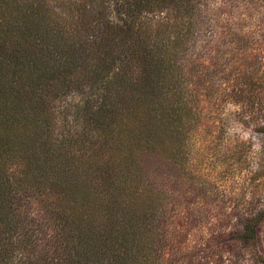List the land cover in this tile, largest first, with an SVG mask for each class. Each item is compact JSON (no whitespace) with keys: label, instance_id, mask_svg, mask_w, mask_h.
I'll return each mask as SVG.
<instances>
[{"label":"trees","instance_id":"trees-1","mask_svg":"<svg viewBox=\"0 0 264 264\" xmlns=\"http://www.w3.org/2000/svg\"><path fill=\"white\" fill-rule=\"evenodd\" d=\"M220 1L264 22V0ZM217 7L69 0L59 11L52 0H0V264L202 262L193 263L202 247L169 253L167 191L152 180L186 168L206 127L200 88L217 87L209 72L225 65L211 48ZM203 43L208 65L194 58ZM249 48L241 54L255 68L241 88L253 110L264 83ZM263 220L264 209L247 213L236 239L257 241Z\"/></svg>","mask_w":264,"mask_h":264},{"label":"rangeland","instance_id":"rangeland-1","mask_svg":"<svg viewBox=\"0 0 264 264\" xmlns=\"http://www.w3.org/2000/svg\"><path fill=\"white\" fill-rule=\"evenodd\" d=\"M201 2L218 6L214 13L222 27L218 42L214 41L211 48L219 47L217 61L225 65L219 74L209 69V77L219 84L217 87L212 83L211 89L200 88L199 105L206 127L190 141L186 168L166 178L158 173L153 177V185L167 191L163 206L166 211L162 213L166 219L162 223L165 241L175 247L169 253H176L177 248L202 247L195 251L193 263L201 258L199 264H264V220L257 241L242 244L236 239L247 213L264 209V84L258 86V94L263 97L253 110L242 102L247 91L241 88L245 69L255 68L253 59L249 56L245 60L241 54L250 46L248 54L251 51L261 59L255 75L264 83V22L260 12L253 16L255 11L245 5H236L233 10L220 0ZM52 4L63 11L69 0H52ZM230 31L237 32V39L241 35L240 47L230 44ZM243 37L255 39L258 44L248 46ZM204 51L203 43L194 50V58L208 65L209 58L201 57ZM208 81L204 83H211ZM68 100L77 104L79 97L72 95Z\"/></svg>","mask_w":264,"mask_h":264}]
</instances>
